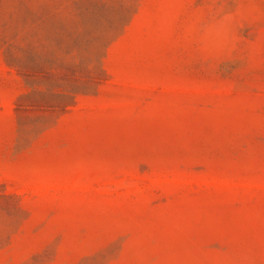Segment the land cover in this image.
Wrapping results in <instances>:
<instances>
[{"label":"rangeland","instance_id":"obj_1","mask_svg":"<svg viewBox=\"0 0 264 264\" xmlns=\"http://www.w3.org/2000/svg\"><path fill=\"white\" fill-rule=\"evenodd\" d=\"M0 264H264V0H0Z\"/></svg>","mask_w":264,"mask_h":264}]
</instances>
